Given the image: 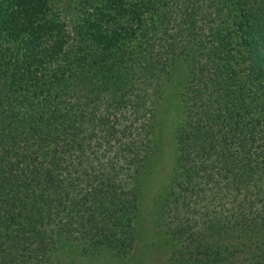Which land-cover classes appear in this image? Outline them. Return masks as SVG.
Segmentation results:
<instances>
[{"label": "trees", "instance_id": "1", "mask_svg": "<svg viewBox=\"0 0 264 264\" xmlns=\"http://www.w3.org/2000/svg\"><path fill=\"white\" fill-rule=\"evenodd\" d=\"M176 67L146 264H264V0H0V264L132 262Z\"/></svg>", "mask_w": 264, "mask_h": 264}, {"label": "rangeland", "instance_id": "2", "mask_svg": "<svg viewBox=\"0 0 264 264\" xmlns=\"http://www.w3.org/2000/svg\"><path fill=\"white\" fill-rule=\"evenodd\" d=\"M182 69L176 67L169 85L162 94L156 112L157 156L149 171L140 177L138 198L137 240L131 253L130 264H146L171 245L159 232V199L166 189L174 168V130L180 120L177 88ZM56 264H122L108 255L94 258L81 255L78 248L65 243L61 260Z\"/></svg>", "mask_w": 264, "mask_h": 264}]
</instances>
